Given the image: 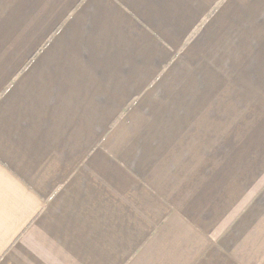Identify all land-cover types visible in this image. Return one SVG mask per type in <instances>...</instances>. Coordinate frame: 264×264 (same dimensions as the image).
I'll use <instances>...</instances> for the list:
<instances>
[{
    "label": "crops",
    "instance_id": "obj_1",
    "mask_svg": "<svg viewBox=\"0 0 264 264\" xmlns=\"http://www.w3.org/2000/svg\"><path fill=\"white\" fill-rule=\"evenodd\" d=\"M0 264H264V0H0Z\"/></svg>",
    "mask_w": 264,
    "mask_h": 264
}]
</instances>
